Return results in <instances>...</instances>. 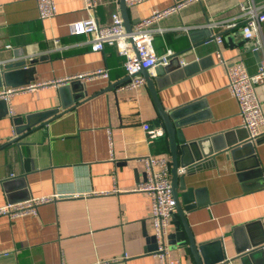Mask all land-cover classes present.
Returning <instances> with one entry per match:
<instances>
[{"label": "crops", "instance_id": "crops-1", "mask_svg": "<svg viewBox=\"0 0 264 264\" xmlns=\"http://www.w3.org/2000/svg\"><path fill=\"white\" fill-rule=\"evenodd\" d=\"M53 1L57 14L40 20L35 0H0V71L23 63L32 71L19 79L49 83L9 96L5 103L12 115L0 102V206L56 195L34 215L0 216V255L8 254L0 256V264H159L149 238L150 199L135 189L143 179L142 157H165L171 169L165 128L146 85L124 87L123 58L116 49L92 52L87 37L70 33L71 24L86 17L82 0ZM175 1L126 7L130 27ZM119 3L102 0L97 21L107 25L112 14L121 17ZM239 14L236 0H200L161 20L153 37L156 54L171 50L185 64L174 62L163 76H151L163 109L178 110V128L187 142L198 143L197 150L188 149L184 178L187 187L204 190L207 203L184 213L188 229L197 243L222 240L233 264H241L238 255L249 236L264 232V135L253 148L257 168L252 153L242 151L237 168L221 151L241 133L247 139L223 63L242 61L253 73L264 60V51L246 48ZM261 36L264 40V23ZM97 69H106L109 78L51 85ZM63 87L69 88L60 93ZM79 92L83 97L72 102ZM257 94L264 113V84ZM183 155L178 150L177 158ZM252 169H261L260 176H252ZM256 221L258 228H245ZM176 228L185 234L175 215L170 233ZM170 254L179 264H195L182 248ZM256 262H264V250L248 258V264Z\"/></svg>", "mask_w": 264, "mask_h": 264}, {"label": "built area", "instance_id": "built-area-1", "mask_svg": "<svg viewBox=\"0 0 264 264\" xmlns=\"http://www.w3.org/2000/svg\"><path fill=\"white\" fill-rule=\"evenodd\" d=\"M102 0H82V10L86 17L76 21L70 26V33L74 36L88 38L90 50L100 52L104 47H114L119 56L123 58V68L128 81L123 84L125 88L144 87L145 81L140 74L145 69L151 77L155 75L157 66H166L175 55L173 51L166 50L162 55H157L153 47V37L159 28L156 24L173 14H178L190 4L200 0H179L164 9H156L142 19H139L126 32L123 20L119 14H112L110 23L101 25L96 18V8ZM126 7L136 6L143 0H123ZM241 18V37L246 48L252 53L264 51V40L261 36V26L264 23V3L256 4L254 0H236ZM37 16L40 20H48L57 14L53 0H35ZM214 40L221 41L220 36L214 35ZM58 44V41H55ZM5 49H10L6 45ZM184 65V61H179ZM1 64V61H0ZM227 77V90L235 99L242 127L247 132V140L253 143L264 135L263 106L258 97L257 89L264 84V60L258 64L255 72L250 73L242 61L223 63ZM106 69H97L87 73H80L65 81L52 82L51 85H62L69 80L89 82L94 79H108ZM49 84V83H48ZM46 83L29 84L16 88L0 89V100L7 102L13 94H23L37 88L47 86ZM12 115V112L7 110ZM142 129L153 135L149 124H143ZM143 165V179L136 187L137 192L145 193L150 199V236L154 240L155 248L152 255L159 264H179L170 254L168 237L172 216L176 212L175 200L171 193L170 163L165 157L147 155L141 159ZM180 173L184 172L179 169ZM56 195L31 197L23 201L6 203L0 206V216L15 219L27 215H34L37 208L45 203L53 202ZM264 231V216L260 219ZM0 256H8L7 253ZM215 264H233L232 260L224 257Z\"/></svg>", "mask_w": 264, "mask_h": 264}, {"label": "water", "instance_id": "water-1", "mask_svg": "<svg viewBox=\"0 0 264 264\" xmlns=\"http://www.w3.org/2000/svg\"><path fill=\"white\" fill-rule=\"evenodd\" d=\"M179 1V0H176ZM120 10H121V18L123 20V26L126 32L131 31L126 5L124 4L123 0H119ZM177 55H175L169 60L168 64L166 66H157L154 71L155 75L157 77L163 76L165 74V71L169 70L172 67V63H178L179 61L177 59ZM25 65L23 63H18L16 65H5L3 69L0 71V86L3 84L6 87L10 88H16L20 86H26L29 84L31 79L23 81L22 79H19L21 75L24 73H28L32 71V68L25 69ZM140 74L144 78L146 88L148 90V93L150 95V98L155 106V109L157 111V114L165 128V131L167 133V138L169 141V149L171 154V169H170V175H171V193L175 200V208L176 212L172 216V219H174L175 215L179 217L183 227H184V233L179 231L178 228L175 229L174 233H171L168 237V242L170 245V250H173L177 247L182 248L185 254L191 255L193 258L195 264H215L219 261H221L225 257V249L222 240L215 239L213 241H207V242H199L197 243L194 240V237L191 235L187 223L184 218V213L192 210L196 206L205 205L207 203V200L205 198L204 190L203 189H192L190 187H187L186 180H185V173L188 171L187 168H185L186 165H184L185 162H188V157H190L188 149L191 150H197L196 146L198 143L194 141L187 142L184 134L182 131L178 128L180 127L178 123L175 122L176 116L178 115V110L173 111H165L163 107L161 106L158 97L157 92L154 86V80L152 77L148 75L145 69L140 70ZM20 75V76H19ZM125 81H128V77H125ZM69 87H63L60 88L59 91L62 93V91H65ZM82 93H77L73 95L72 102H77L79 99L83 97ZM0 102L4 106V113L7 114V106L4 100H0ZM54 111H50L48 114H53ZM20 129L17 128V132H19ZM243 133H241V136L239 140H235L231 143H229L226 147H224L221 151L228 152V155L232 157L233 160H235L234 165L237 168H240L241 166H238L239 160L238 157H240V153L242 151L252 153L250 162L252 161V164L255 168L258 167V161L253 154V148L254 145L258 143L259 139L255 140L253 143L249 142L246 137H243ZM178 150H182L184 155L178 159L177 158V152ZM217 151V149H216ZM196 160L199 159V155L196 154ZM179 167L184 168V172L180 173ZM237 171H242L243 169H236ZM246 170V169H244ZM252 176L255 175V177L260 176L261 169H252ZM178 190L181 192L178 194ZM202 195L204 198H202ZM28 197H25L23 199H26ZM259 222H252L245 226L247 229H255V227H259ZM263 232V228H262ZM150 240L153 242L154 240L150 236ZM246 247L242 249V251L239 253L238 258L241 261V264H245L247 262L248 264V258L254 255V253H258V251L263 252L264 250V232L260 236H256L253 238L251 235L248 238V243L246 242ZM155 248V245H154ZM249 248V249H248ZM248 249L247 251H244ZM250 250V251H249ZM214 256V257H213ZM260 262V260H259ZM256 262V264H264V262L259 263Z\"/></svg>", "mask_w": 264, "mask_h": 264}]
</instances>
